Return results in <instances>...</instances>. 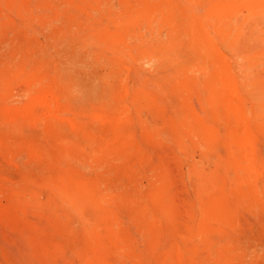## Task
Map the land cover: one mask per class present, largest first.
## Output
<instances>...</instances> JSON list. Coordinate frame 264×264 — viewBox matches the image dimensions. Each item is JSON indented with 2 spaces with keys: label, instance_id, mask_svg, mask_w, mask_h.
Here are the masks:
<instances>
[{
  "label": "rangeland",
  "instance_id": "rangeland-1",
  "mask_svg": "<svg viewBox=\"0 0 264 264\" xmlns=\"http://www.w3.org/2000/svg\"><path fill=\"white\" fill-rule=\"evenodd\" d=\"M237 1L0 0V264H264V0Z\"/></svg>",
  "mask_w": 264,
  "mask_h": 264
},
{
  "label": "bare ground",
  "instance_id": "bare-ground-1",
  "mask_svg": "<svg viewBox=\"0 0 264 264\" xmlns=\"http://www.w3.org/2000/svg\"><path fill=\"white\" fill-rule=\"evenodd\" d=\"M21 1V0H20ZM262 1L263 0H253L252 1V3L251 4H253L254 3V6L255 7H258L259 5H261L262 4ZM237 0H210V6L208 5V11H206V12H208V14L206 13L205 15H207V17H210V16H214V15H217V16H219V17H221L223 14H229L230 12H232L233 10H235V9H237ZM250 4V5H251ZM24 5H22V7H23ZM21 7V8H22ZM25 7V6H24ZM206 17V18H207ZM211 18H213V17H210V18H207V19H210L211 20ZM215 19V18H214ZM40 96H42V94H40ZM40 98H42V97H40ZM256 102L257 103H261V105L260 106H258V110L259 111H262V113L264 112V97L262 98V96H259L257 99H256ZM238 137V136H237ZM245 137V136H244ZM247 137H249V136H246L245 138H247ZM242 139H244L243 137H242ZM251 139V138H250ZM248 140V139H247ZM242 141H244V140H242ZM239 142H240V137H239ZM245 142V141H244ZM242 143V142H241ZM247 143V142H246ZM245 143V144H246ZM244 144V143H243ZM66 155V154H65ZM65 181L67 182V180L65 179ZM82 181V180H81ZM69 182H71V181H69ZM79 182V184H81V182L80 181H78ZM84 182V181H83ZM85 184H86V182H84ZM69 184H71V183H69ZM78 184V183H77ZM78 184V185H79ZM78 185H75V184H71V186L72 187H74L75 186V188H77L78 187ZM82 185V184H81ZM80 185V186H81ZM71 187V188H72ZM82 187V186H81ZM90 186H88V184H87V189L89 188ZM74 188V189H75ZM80 188V187H79ZM69 189V188H68ZM73 189V188H72ZM71 190V191H67L68 193L66 194V197H65V199H68V200H72L73 202L74 201H76L75 199H77V201L79 202V200L78 199H80L79 197H80V195H82V197H83V195L84 194H82L83 192V189H82V191H81V193L80 192H78L77 190H78V188H77V190L75 189V190ZM80 190V189H79ZM85 190H86V188H85ZM60 193V192H59ZM63 194V193H62ZM80 194V195H79ZM61 195V194H60ZM87 195V194H86ZM85 196V195H84ZM92 199H94V198H92ZM84 200V199H83ZM93 201V200H92ZM94 201L95 202H98V200L95 198L94 199ZM80 204H82V202H81V200H80V202H79ZM78 203V204H79ZM211 204H213L212 203V201L210 202ZM95 204V203H94ZM98 205L100 204V202H98L97 203ZM97 204H95V205H97ZM210 205V204H209ZM215 205V204H214ZM100 206V205H99ZM98 206V207H99ZM212 206V205H211ZM210 206V207H211ZM215 207H216V205H215ZM95 209H98V208H96L95 207ZM211 209H214V206H212L211 207ZM99 212V211H98ZM104 212V211H103ZM101 213V212H100ZM88 232V231H87Z\"/></svg>",
  "mask_w": 264,
  "mask_h": 264
}]
</instances>
